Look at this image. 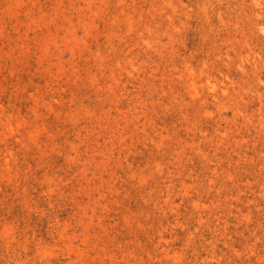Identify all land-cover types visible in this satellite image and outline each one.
<instances>
[{"label": "rangeland", "instance_id": "rangeland-1", "mask_svg": "<svg viewBox=\"0 0 264 264\" xmlns=\"http://www.w3.org/2000/svg\"><path fill=\"white\" fill-rule=\"evenodd\" d=\"M0 264H264V0H0Z\"/></svg>", "mask_w": 264, "mask_h": 264}]
</instances>
